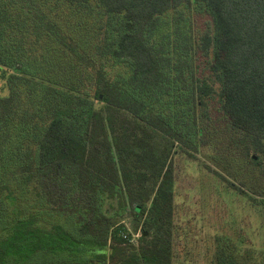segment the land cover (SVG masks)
<instances>
[{
    "label": "trees",
    "instance_id": "obj_1",
    "mask_svg": "<svg viewBox=\"0 0 264 264\" xmlns=\"http://www.w3.org/2000/svg\"><path fill=\"white\" fill-rule=\"evenodd\" d=\"M0 67V264H175L174 149L193 154L213 102L262 161L264 0H0ZM260 259L224 245L215 263Z\"/></svg>",
    "mask_w": 264,
    "mask_h": 264
},
{
    "label": "rangeland",
    "instance_id": "obj_2",
    "mask_svg": "<svg viewBox=\"0 0 264 264\" xmlns=\"http://www.w3.org/2000/svg\"><path fill=\"white\" fill-rule=\"evenodd\" d=\"M192 26L196 39L212 32L209 15L200 9L193 12ZM196 61L201 69L204 68L205 56L197 55ZM9 73L0 67V97L3 98L11 93L7 80ZM218 110L217 103L213 102L209 108L211 118L200 123H204L205 131L199 133L197 147L189 149L192 155L184 153L180 144L174 149L180 151L173 159L176 173L175 264H216V253L224 245L241 254L249 252L252 262L261 260L264 251V204L259 205L253 200L264 199V155H260L261 163H254L250 143L241 133L226 125ZM247 154L251 155L250 158ZM10 158L12 161L7 167L12 169L10 174L3 173L4 179L11 177L7 184L17 188L14 195L19 198L23 193L22 200L29 209V216L32 210L40 214L39 220L45 215L44 223L48 214L44 207L48 205H39L31 188L28 191L27 184H23L24 179L22 185L18 181L20 173L13 174L25 158L17 159L15 155ZM0 163L7 162L2 159ZM9 204L10 209L15 207L18 210V215L23 213L13 201ZM126 222L133 233V242L137 243L141 223L132 219H126Z\"/></svg>",
    "mask_w": 264,
    "mask_h": 264
},
{
    "label": "water",
    "instance_id": "obj_3",
    "mask_svg": "<svg viewBox=\"0 0 264 264\" xmlns=\"http://www.w3.org/2000/svg\"><path fill=\"white\" fill-rule=\"evenodd\" d=\"M254 158H257L256 156H254Z\"/></svg>",
    "mask_w": 264,
    "mask_h": 264
}]
</instances>
